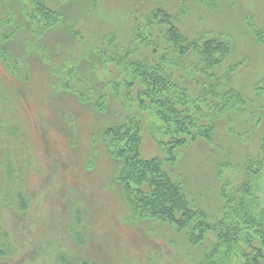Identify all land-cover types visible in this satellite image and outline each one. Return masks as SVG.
<instances>
[{"label":"rangeland","instance_id":"374dc122","mask_svg":"<svg viewBox=\"0 0 264 264\" xmlns=\"http://www.w3.org/2000/svg\"><path fill=\"white\" fill-rule=\"evenodd\" d=\"M49 2L62 19L43 35L29 21L27 1L4 0L0 9V18L13 14L0 33L18 31L10 41L0 37V45L18 62L21 76L0 57V232L15 251L0 264H201L203 248L191 245L171 224L134 216L123 196L115 178L118 162L108 155L102 133L129 113L124 104L112 99V113L98 112L69 81L81 78L95 94L110 92L113 78L93 46L110 35L127 45L134 17L143 22L161 6L184 13L180 28L190 37L229 36L231 85L254 99L255 85L264 77V38L260 42L248 23L253 19L264 35V0ZM75 86L83 89L78 82ZM255 101L250 116L221 124L212 143L197 140L176 150V161L168 166L189 199L208 211L222 206L223 179L239 181L247 152L259 148L264 109ZM144 122V154L167 157L154 117L146 114ZM260 185L264 190V181ZM11 190L28 198L25 216L16 198L6 202ZM73 226L84 243L75 240Z\"/></svg>","mask_w":264,"mask_h":264},{"label":"trees","instance_id":"16d2710c","mask_svg":"<svg viewBox=\"0 0 264 264\" xmlns=\"http://www.w3.org/2000/svg\"><path fill=\"white\" fill-rule=\"evenodd\" d=\"M25 1L30 4L29 21L40 35L60 23L61 10L52 7L49 0ZM202 2L210 5V0ZM183 14L158 6L143 22L134 17L127 45L110 35L93 46L113 78L111 93L95 94L81 78L69 82L98 112L112 113V99L120 100L129 112L116 118L102 138L108 155L118 162L115 178L134 216L168 223L185 233L191 245L203 248L201 264H264V190L260 185L264 181V132L259 148L246 154L243 177L237 182L223 179L222 206L217 211L190 200L181 178L168 169L176 161V150L197 140L212 143L221 124H231L234 116H250L248 110L255 100L261 101L264 109V77L255 85L254 99H247L231 85L230 37L213 32L190 37L180 28ZM12 15L1 16L0 30L11 25ZM250 21L252 34L263 42V31ZM17 31L16 27L1 32L0 37L3 42L10 41ZM0 57L17 76L19 64L4 44L0 45ZM70 73L75 74L74 70ZM75 82L83 89L77 90ZM146 114L154 117L153 128L167 157L143 152ZM260 122L261 117H257ZM8 178L11 183L12 177ZM11 198H16L18 210L26 213L28 198L24 193L11 190L6 193V202ZM72 234L78 244L84 243L80 229L73 226ZM14 252L0 232V258Z\"/></svg>","mask_w":264,"mask_h":264}]
</instances>
